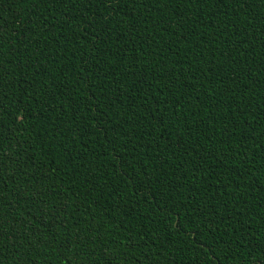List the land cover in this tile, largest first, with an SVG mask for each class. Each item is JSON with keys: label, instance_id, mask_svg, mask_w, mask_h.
<instances>
[{"label": "trees", "instance_id": "trees-1", "mask_svg": "<svg viewBox=\"0 0 264 264\" xmlns=\"http://www.w3.org/2000/svg\"><path fill=\"white\" fill-rule=\"evenodd\" d=\"M0 264H264V0H0Z\"/></svg>", "mask_w": 264, "mask_h": 264}]
</instances>
